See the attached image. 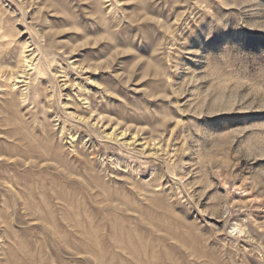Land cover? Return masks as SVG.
<instances>
[{"label":"rangeland","instance_id":"rangeland-1","mask_svg":"<svg viewBox=\"0 0 264 264\" xmlns=\"http://www.w3.org/2000/svg\"><path fill=\"white\" fill-rule=\"evenodd\" d=\"M0 264H264V0H0Z\"/></svg>","mask_w":264,"mask_h":264}]
</instances>
